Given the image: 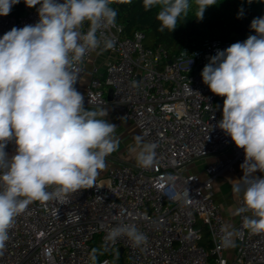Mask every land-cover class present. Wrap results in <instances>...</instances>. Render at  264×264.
<instances>
[{"label": "built area", "instance_id": "built-area-1", "mask_svg": "<svg viewBox=\"0 0 264 264\" xmlns=\"http://www.w3.org/2000/svg\"><path fill=\"white\" fill-rule=\"evenodd\" d=\"M21 1L23 14L0 16V37L13 27L38 22L36 8ZM122 29L116 23L106 30L114 47L106 52L104 74L93 67L84 89L79 88L85 65L97 53L89 52L78 65L75 87L84 95L85 106L114 107L122 118L132 120L147 142L156 143L155 166L144 170L136 162L106 158L107 167L92 188L71 194L63 205L54 200L29 205L9 230L0 264H91L95 237L109 255H117L122 247L127 264H264V235H252L243 227L244 215L251 213L238 215V235L233 238L238 245L231 260L225 255L230 247L221 244L230 229L214 201L213 181L235 163L241 165L244 151L217 127L226 97L213 94L201 76L217 50L247 37L206 40L169 56L162 45L146 46L142 31L121 37ZM188 84L199 94L188 92ZM14 150L12 143L6 147L9 155ZM225 153L204 168L203 176L188 171L198 159ZM186 189L190 199H178ZM242 204L240 196L237 207ZM199 222L208 232L209 250L200 244ZM120 223L135 224L147 242L133 247L126 237L107 239ZM46 249L50 254L45 255ZM97 264L112 263L105 257Z\"/></svg>", "mask_w": 264, "mask_h": 264}, {"label": "clouds", "instance_id": "clouds-1", "mask_svg": "<svg viewBox=\"0 0 264 264\" xmlns=\"http://www.w3.org/2000/svg\"><path fill=\"white\" fill-rule=\"evenodd\" d=\"M21 0H0V16H7ZM249 4L252 0H247ZM264 2V0H262ZM36 8L38 22L13 27L0 37V254L9 241L15 219L34 202L54 200L63 205L71 194L92 188L106 158L119 147L116 125L103 117V108L85 107L75 85L78 65L92 51L114 47L106 30L116 27L113 3L132 0H24ZM218 0H142L145 11L157 8V31L172 32L179 20L194 12L202 21ZM241 7L237 18H243ZM87 26V31H84ZM255 35L217 50L204 66L202 81L210 91L226 97L217 127L244 151L243 177L234 186L243 204V227L264 235V16L253 18ZM138 82L133 83L137 87ZM187 91L193 92L189 84ZM90 103V101H89ZM137 167L148 170L157 162V147L143 136L134 138ZM15 145L12 155L6 151ZM177 198L189 200L186 189ZM235 229L224 231L223 247H233ZM126 237L133 247L147 242L135 224L120 223L107 234ZM51 249L45 250V255ZM98 249L89 254L97 264Z\"/></svg>", "mask_w": 264, "mask_h": 264}, {"label": "trees", "instance_id": "trees-1", "mask_svg": "<svg viewBox=\"0 0 264 264\" xmlns=\"http://www.w3.org/2000/svg\"><path fill=\"white\" fill-rule=\"evenodd\" d=\"M111 7L118 10L117 23L123 26L121 37H130L137 30L145 33L144 44L149 47L162 45L169 56L176 54L180 49H193L206 40H235L255 35L250 29L253 18L264 16V2L252 0H218V3L209 6L202 21H197L194 12H190L188 19L179 20L178 26L171 33L157 31L159 22L156 20L157 8L145 11L142 0H132V3H113ZM243 7L244 16L238 19L237 13ZM24 13L22 1L14 5L10 16L17 17ZM205 236H201L200 244L207 250L211 243L208 232L204 226L200 229ZM205 239V243L202 240ZM92 249H98L97 261L110 257L112 264H127L124 252L117 255H109L101 249L98 237L92 240ZM210 260V258H209Z\"/></svg>", "mask_w": 264, "mask_h": 264}, {"label": "crops", "instance_id": "crops-1", "mask_svg": "<svg viewBox=\"0 0 264 264\" xmlns=\"http://www.w3.org/2000/svg\"><path fill=\"white\" fill-rule=\"evenodd\" d=\"M107 51H104L102 53V59L100 61V64L97 65L100 58V54L98 55L95 53L92 58L87 62L85 65V73L82 76L79 88L81 90L84 89V86L86 85L89 77L91 76V70L93 67L98 68L99 74H104V66L108 58ZM103 108L107 111L108 115L106 117H103L108 122L116 125V131H115V137L119 139V147L118 149L113 152L110 156L107 158L114 161V162H136V151L128 150L135 148V140L134 138L137 136H142L139 130L135 127L132 120L124 119L121 117V114L118 110H116L114 107L111 106H105V107H98L95 109ZM145 139V138H144ZM147 142V140L145 139ZM228 153H225L223 155H217V156H210L206 158H201L193 162L188 167L189 172H193V168L196 170V172L200 175H204V168L209 164L214 162L215 160L221 158L222 156L226 155ZM199 162V166H201L200 169L195 168L194 165ZM259 176L264 177V173H257ZM243 177V171L240 168L239 163H235L234 168L230 171H226L222 173L220 176H218L213 181V197L215 203L220 207L223 217L226 222V226L228 229L236 230V225L238 222V215L236 214L237 210V199L242 196V194L236 193L234 191V186L239 184L241 181L240 179ZM198 225L200 226V229L202 228V223L199 222ZM201 236H205V234L200 230ZM209 237V236H208ZM209 239V238H208ZM210 241V240H209ZM202 242L205 243V239L202 240ZM211 243V242H210ZM238 244L235 242L233 247H230L226 252L225 255L228 258V260H231L233 258L234 252L236 250V246ZM124 252V251H123ZM212 259L210 258L209 261Z\"/></svg>", "mask_w": 264, "mask_h": 264}, {"label": "rangeland", "instance_id": "rangeland-1", "mask_svg": "<svg viewBox=\"0 0 264 264\" xmlns=\"http://www.w3.org/2000/svg\"><path fill=\"white\" fill-rule=\"evenodd\" d=\"M101 56H100V58H99V60H98V62L96 63L97 65H99L100 64V61H101V57L103 56L102 54H100ZM86 108L88 107L89 109H95V108H98V107H95V106H85ZM134 148H132V149H128V150H133ZM199 162L200 161H198V163H196V165H194V167L195 168H198V169H200L201 168V166H199ZM193 172H196V170L193 168Z\"/></svg>", "mask_w": 264, "mask_h": 264}, {"label": "water", "instance_id": "water-1", "mask_svg": "<svg viewBox=\"0 0 264 264\" xmlns=\"http://www.w3.org/2000/svg\"><path fill=\"white\" fill-rule=\"evenodd\" d=\"M124 250L122 247H119V252L122 253Z\"/></svg>", "mask_w": 264, "mask_h": 264}]
</instances>
